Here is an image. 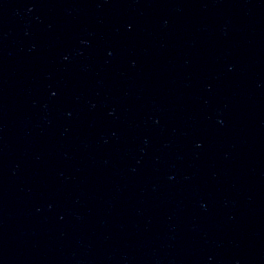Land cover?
<instances>
[{
  "label": "water",
  "instance_id": "water-1",
  "mask_svg": "<svg viewBox=\"0 0 264 264\" xmlns=\"http://www.w3.org/2000/svg\"><path fill=\"white\" fill-rule=\"evenodd\" d=\"M0 264H264V0H0Z\"/></svg>",
  "mask_w": 264,
  "mask_h": 264
}]
</instances>
